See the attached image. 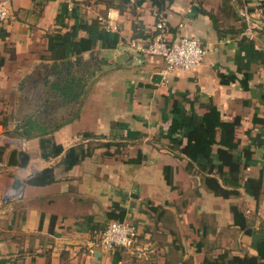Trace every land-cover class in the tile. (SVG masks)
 I'll return each instance as SVG.
<instances>
[{
  "label": "crops",
  "instance_id": "1",
  "mask_svg": "<svg viewBox=\"0 0 264 264\" xmlns=\"http://www.w3.org/2000/svg\"><path fill=\"white\" fill-rule=\"evenodd\" d=\"M71 1L69 10L65 0H9L0 24V264H264V26L252 21L253 35L246 34L241 0H156L161 8L152 0ZM160 20L166 31H156ZM160 34L169 42L196 39L207 51L203 62L163 84L162 59L130 46L136 36ZM65 63L70 73L93 78L79 101L66 104L43 82L53 85L51 68L57 73ZM219 74L237 80L222 84ZM208 105L224 122L239 120L232 155L240 181L227 199L205 178L234 187L216 171L189 169L180 153L187 134L171 131L173 119L198 120ZM27 123L50 129L26 136ZM43 133L65 151L91 142L93 152L65 171L63 154L43 156ZM51 167L54 183L24 184ZM123 212L146 252L95 246L115 220L109 214Z\"/></svg>",
  "mask_w": 264,
  "mask_h": 264
},
{
  "label": "trees",
  "instance_id": "2",
  "mask_svg": "<svg viewBox=\"0 0 264 264\" xmlns=\"http://www.w3.org/2000/svg\"><path fill=\"white\" fill-rule=\"evenodd\" d=\"M126 1V0H122ZM153 4L157 5L158 8H161V5L156 2V0H152ZM244 6L249 7L248 12L253 11L254 7L249 4H245L241 0ZM264 6V0L261 3ZM244 8V7H243ZM245 25V24H244ZM140 36H136L134 40L143 39L144 41L150 40L151 36L143 38H139ZM84 46V44H83ZM78 47V46H77ZM76 51H81L80 47ZM67 66V67H65ZM70 64L65 63L64 67L58 71V67H52L51 72L53 75H57L56 81L51 84V80H48V84L45 82V85L50 86L53 92H55L58 100L63 102L64 104L70 102H76L80 100V96L82 95V89L78 85L77 80L80 77L74 78L69 74ZM66 71V72H65ZM67 73V74H66ZM73 75H75L73 73ZM77 75V74H76ZM219 79L222 84H229L235 82L236 76H226L224 74H219ZM247 80L248 76L245 75L244 79L240 81V84L243 88H247ZM74 81L77 83L74 84ZM53 86V87H52ZM84 94V93H83ZM83 96V95H82ZM175 114L180 115L179 110H175ZM239 126V120L235 119L232 122H224L221 120L219 111L208 105L205 107V113L198 118H194L193 116L183 117V118H175L172 120L171 131L173 134L186 132L187 134V144L184 148L180 149V153L188 159V168L192 169L194 164L197 166L196 173L203 174L217 172V174L221 177L223 185H231L234 187L233 190H227L224 188H220L216 183L212 182L211 179H205L206 185L213 188V191L216 195L223 197L225 199L229 198L231 195L237 194V189L239 187V174L240 168L237 164L233 162V152H235L238 148V141L235 139V131ZM44 131V128H39L38 126H33L30 123L25 124L23 126V131L26 136H30L31 131ZM40 139V148L43 156L46 158L48 156L56 158L63 154L61 165L63 166L65 171H69L74 166L81 163L84 159L91 156L93 152V147L90 146L91 142L81 143L74 147L69 148L68 150H64L60 145H56L49 138H47L46 134L43 133ZM83 139H92L93 141L97 140L94 136L90 134L83 135ZM104 147H109L110 144H103ZM217 148V160L220 162L219 165L214 164V160L212 158L213 150ZM46 151L48 153H46ZM21 162L20 166L24 167L28 161L26 155L21 154ZM198 160H203V164H199ZM138 161V160H137ZM132 161V162H137ZM227 167L229 169L228 172H223V168ZM171 168L166 167L164 174L167 183H171ZM55 182L54 169L46 168L32 177H30L27 181L24 182L25 185L31 186H47L51 183ZM232 212L234 216H236V211L233 208ZM126 213H121L117 215H110L111 219H115L113 221H123L125 219ZM103 227L100 230V233L104 230ZM99 233V234H100ZM259 259H264V242L259 245ZM233 264H259L256 258H246V260H233Z\"/></svg>",
  "mask_w": 264,
  "mask_h": 264
},
{
  "label": "built area",
  "instance_id": "3",
  "mask_svg": "<svg viewBox=\"0 0 264 264\" xmlns=\"http://www.w3.org/2000/svg\"><path fill=\"white\" fill-rule=\"evenodd\" d=\"M245 4L254 7L253 11L248 12L247 6H244L245 21L249 25L248 19L254 15L264 14L262 0H242ZM9 0H0V24L8 18ZM69 6L72 8V1L69 0ZM69 8V10L71 9ZM167 25L165 20H160L156 26V31H166ZM246 34L252 37L250 26ZM131 48L146 57H158L162 59L164 68L160 71L162 83L167 84L172 72L177 70H189L198 66L206 56V49L194 38L182 37L174 42L164 39L163 35H157L150 40H132ZM95 246L103 250L123 249L128 253H143L147 251L148 245L141 241L138 227L125 219L121 222L111 221L104 230L99 234Z\"/></svg>",
  "mask_w": 264,
  "mask_h": 264
},
{
  "label": "rangeland",
  "instance_id": "4",
  "mask_svg": "<svg viewBox=\"0 0 264 264\" xmlns=\"http://www.w3.org/2000/svg\"><path fill=\"white\" fill-rule=\"evenodd\" d=\"M71 1V0H70ZM65 3H66V5L69 7V8H71V6H69V0H65ZM73 5V4H72ZM250 5V4H249ZM244 19H245V17H244ZM7 20V19H6ZM252 21H255V22H257V23H260L261 22V26L263 27L264 26V14H258V15H254L252 18H249L248 19V22H249V26H250V22H252ZM5 22V21H4ZM251 28V27H250ZM252 29V28H251ZM203 62V61H202ZM201 62V63H202ZM200 63V64H201ZM199 64V65H200ZM198 65V66H199ZM164 63H163V67H162V69L164 68ZM197 67V66H196ZM195 67V68H196ZM161 69V70H162ZM160 70V71H161ZM189 70H192V69H189ZM178 71H187V70H177V71H174V72H172V74H171V76L175 73V72H178ZM69 74H71V76H73L74 78H77V77H79V76H77V75H73V73L71 72V73H69ZM75 76H77V77H75ZM171 76L169 77V79H168V83H169V80H170V78H171ZM91 79H93V78H90V77H87V78H79L78 80H77V83H78V85L81 87V89H82V92L84 93V91H85V89L87 88V85L89 84V82L91 81ZM43 82L45 83H47L48 84V81L45 79V81L43 80ZM75 81H74V84L76 85L77 84ZM167 83V84H168ZM46 86H48V85H46ZM83 93H82V95H83ZM82 95L80 96V98L82 97ZM47 96V95H46ZM45 99H47V97L45 98ZM48 100V99H47ZM53 100H55V99H53ZM60 101V100H59ZM79 101V100H78ZM61 102V101H60ZM77 102V101H76ZM50 103V102H49ZM62 113V112H61ZM60 111H59V116H60ZM57 118V117H56ZM53 119V120H50V122L52 121V122H55L56 120H57V122L59 123V122H61V121H65V119H66V117L64 116V117H61V119L58 117V119ZM60 119V120H59ZM49 120V119H48ZM45 129H50L49 127L48 128H44V131H45ZM46 130V131H47ZM46 131H45V133H46ZM83 139V138H82ZM84 140V139H83ZM93 144H95V143H93ZM125 148L126 147H122V148H120L119 149V153L122 151V152H125L124 150H125ZM147 248V250H148V247H146ZM144 253V252H143Z\"/></svg>",
  "mask_w": 264,
  "mask_h": 264
}]
</instances>
